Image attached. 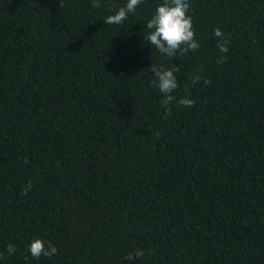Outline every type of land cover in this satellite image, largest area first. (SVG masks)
<instances>
[{
	"label": "trees",
	"instance_id": "trees-1",
	"mask_svg": "<svg viewBox=\"0 0 264 264\" xmlns=\"http://www.w3.org/2000/svg\"><path fill=\"white\" fill-rule=\"evenodd\" d=\"M126 2L0 0V264H264V0H188L173 60L143 39L162 0L103 23ZM152 63L180 68L166 119Z\"/></svg>",
	"mask_w": 264,
	"mask_h": 264
},
{
	"label": "clouds",
	"instance_id": "clouds-1",
	"mask_svg": "<svg viewBox=\"0 0 264 264\" xmlns=\"http://www.w3.org/2000/svg\"><path fill=\"white\" fill-rule=\"evenodd\" d=\"M140 3L141 0H127L124 6L118 8L114 4H109L108 8L112 14L107 15L103 23L107 25H122L128 19L129 14L135 12ZM60 6L62 7V0H60ZM91 7L100 8L104 7V5L101 3V0H91ZM189 8L188 0H162L161 3L157 4L151 17L146 21L145 27L148 32L144 35L143 39L149 45L154 46L160 54L166 55L170 60L199 49L200 43L195 37L192 17L187 14ZM214 35L223 41L217 45L219 51L226 53L228 51V41L219 27L214 29ZM222 60L223 57L221 60H218V63L222 62ZM144 70L153 73L154 79L150 83L163 96L160 101V106L163 109L164 118L166 119L171 114L170 103L176 99L173 92L179 87L176 73L180 72V68L178 66L167 68L163 64L157 65L152 63L149 69ZM192 79L196 83L199 82L200 77L193 76ZM204 83L210 84V81L205 79ZM179 104L191 106L194 104V100L184 97L179 99ZM30 188L31 185H28L22 190V194L26 195ZM14 251V246L9 244L7 252L11 254ZM28 252L36 259L42 256L51 258L56 254L57 249L50 242L33 239L28 245ZM145 254L146 250L134 249L133 252H129L126 255L125 259L128 261L140 259Z\"/></svg>",
	"mask_w": 264,
	"mask_h": 264
}]
</instances>
